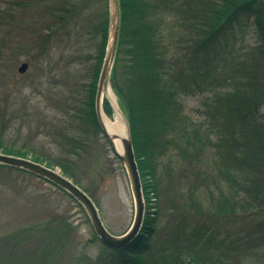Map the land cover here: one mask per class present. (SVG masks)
<instances>
[{
  "label": "trees",
  "instance_id": "obj_1",
  "mask_svg": "<svg viewBox=\"0 0 264 264\" xmlns=\"http://www.w3.org/2000/svg\"><path fill=\"white\" fill-rule=\"evenodd\" d=\"M35 1L40 2L21 0L22 5ZM106 1V13L91 29L95 62L82 110L83 121L99 131L94 103L108 35ZM118 1L120 28L110 81L128 123L145 215L139 234L123 248L108 249L93 233L99 253L76 264H264L262 0H189L194 19L187 32L193 31L195 39L189 36L190 51L182 54L180 49L170 53L172 43L165 41L161 27L162 15L180 11L174 0ZM42 2L58 23L44 35L48 43L66 28L76 6ZM247 19L261 52L244 43ZM188 96L200 98L193 115L182 104ZM102 107L112 115L106 100ZM0 153L27 159L25 152L4 145L1 131ZM212 153L215 160L205 164ZM30 160L52 167L37 156ZM4 169L14 170L0 166ZM161 219L165 225H159ZM15 240L9 236L0 242ZM33 252L39 264L42 256Z\"/></svg>",
  "mask_w": 264,
  "mask_h": 264
},
{
  "label": "rangeland",
  "instance_id": "obj_2",
  "mask_svg": "<svg viewBox=\"0 0 264 264\" xmlns=\"http://www.w3.org/2000/svg\"><path fill=\"white\" fill-rule=\"evenodd\" d=\"M51 1H70L76 8L66 28L45 43L44 35L58 25L45 12L46 2L22 5L21 0H0V12L5 13L0 17L1 137L4 145L25 152L27 159H45L60 174L63 164L72 176L69 179L92 196L107 230L121 235L134 218L128 179L103 134L82 118L88 76L95 62L96 36L91 29L106 13L107 1ZM174 6L180 11L162 15L161 27L165 41L172 43L170 53L180 49L182 54L190 51L189 36L195 39L193 31L191 35L187 32L194 10L189 8V0H174ZM251 22L246 20L245 38L239 36L236 42L239 45L243 39L248 47L261 52ZM22 63L28 68L18 73ZM106 86L111 88L109 79ZM182 104L193 115L200 98L184 97ZM117 105L120 107L118 100ZM103 114L109 121L116 117L115 112ZM214 160L212 153L205 164ZM165 224V219L159 221V225ZM9 236L16 240L9 245L0 242V264H34L38 258L33 257L35 249L42 256L39 264H76L78 259H94L101 248L93 240L85 212L68 195L30 174L4 169L0 170V241Z\"/></svg>",
  "mask_w": 264,
  "mask_h": 264
},
{
  "label": "water",
  "instance_id": "obj_3",
  "mask_svg": "<svg viewBox=\"0 0 264 264\" xmlns=\"http://www.w3.org/2000/svg\"><path fill=\"white\" fill-rule=\"evenodd\" d=\"M264 7V0H262ZM108 11H109V24H108V35L105 49V55L103 58L99 80L97 85V91L95 96V117L97 124L103 133L104 137L108 141L112 151L120 160L122 167L126 173L128 183L130 186L131 194L134 201V218L129 229L122 235L115 236L111 234L103 225L102 220L99 216L98 210L92 200L84 193L78 186L73 184L70 180L65 178L60 173L52 170L40 163L25 159L22 157H16L11 155H5L0 153V166L20 170L29 173L37 178H40L47 183L55 186L69 197H71L85 212L92 230L99 241L108 249H120L128 245L139 233L143 217H144V201L142 197L140 177L138 168L134 156L132 142L130 138L129 127L127 120L117 105L116 97L115 102H112L107 96L106 100L109 102L111 109L116 114L120 115L125 125V136H120V133L106 128L102 122V98L104 93L113 92L110 87L106 86V81L109 79L111 70L113 67L116 48L118 43V35L120 28V7L118 0H108ZM27 68V64L23 63L19 66L18 72L24 73ZM106 88V89H105ZM114 96V95H113ZM119 139L120 151L118 152L114 146V140Z\"/></svg>",
  "mask_w": 264,
  "mask_h": 264
},
{
  "label": "bare ground",
  "instance_id": "obj_4",
  "mask_svg": "<svg viewBox=\"0 0 264 264\" xmlns=\"http://www.w3.org/2000/svg\"><path fill=\"white\" fill-rule=\"evenodd\" d=\"M105 94L107 98H109L112 102H115L114 96L110 92H106ZM101 118L108 131L112 129L120 133V136H125V125L120 115L116 114V117L113 119V121H109V119H107V117L103 113H101ZM114 146L115 149L119 152L121 149L119 139L114 140Z\"/></svg>",
  "mask_w": 264,
  "mask_h": 264
}]
</instances>
